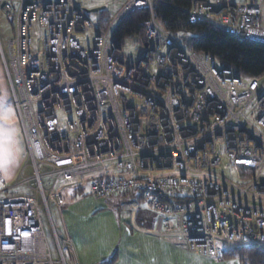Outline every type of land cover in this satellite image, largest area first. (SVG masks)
Segmentation results:
<instances>
[{"label":"built area","instance_id":"obj_1","mask_svg":"<svg viewBox=\"0 0 264 264\" xmlns=\"http://www.w3.org/2000/svg\"><path fill=\"white\" fill-rule=\"evenodd\" d=\"M119 1L103 7L99 30L73 0H0L14 25L0 63L39 196L6 198L0 188V264H79L70 239L55 233L48 204L59 212L85 195H137L159 228L135 230L200 257L264 249V77L245 80L186 51L155 21L157 0ZM191 2L190 22L264 44V0ZM135 11L150 16L131 62L112 31ZM37 19L47 35L35 50L29 32ZM59 113L75 119L64 125ZM222 155L235 181L217 172Z\"/></svg>","mask_w":264,"mask_h":264},{"label":"crops","instance_id":"obj_2","mask_svg":"<svg viewBox=\"0 0 264 264\" xmlns=\"http://www.w3.org/2000/svg\"><path fill=\"white\" fill-rule=\"evenodd\" d=\"M8 98H11L10 92L0 70V141L6 136L0 155V185H6L7 191L25 160L22 133L20 131V140L15 128L6 120L8 111L4 109L8 108ZM85 197L76 196L73 203L63 207L66 210L57 212L59 233L53 227L63 239L65 236L70 239L79 264H228V259L200 257L135 230L136 226L144 230L158 229L159 219L144 208L138 209L134 195L101 199H117V206L111 212L79 206ZM113 256L116 257L114 260Z\"/></svg>","mask_w":264,"mask_h":264},{"label":"trees","instance_id":"obj_3","mask_svg":"<svg viewBox=\"0 0 264 264\" xmlns=\"http://www.w3.org/2000/svg\"><path fill=\"white\" fill-rule=\"evenodd\" d=\"M191 3V0H157L152 5V14L157 24L176 36L186 51L210 55L222 69L242 79L264 77V44L242 41L227 35L215 23L190 22L188 11ZM93 15L97 28L103 30L107 24V15L103 12ZM149 16L145 11L132 12L115 26L113 38L120 46L132 38L143 46L145 37L140 24L147 21ZM178 34L184 36L179 37ZM135 200L140 202L137 195ZM115 258L113 256L112 260ZM223 258L237 259L240 264H264V249L236 248L225 253Z\"/></svg>","mask_w":264,"mask_h":264},{"label":"rangeland","instance_id":"obj_4","mask_svg":"<svg viewBox=\"0 0 264 264\" xmlns=\"http://www.w3.org/2000/svg\"><path fill=\"white\" fill-rule=\"evenodd\" d=\"M73 2L77 7H80L82 9H84L85 11H91L93 9L101 8L104 6H107L109 9H111L112 3H114V2L118 3V4L120 3L119 0H73ZM89 16H90V20L95 23L94 15L89 14ZM46 35H47L46 29L42 28L39 25V21L37 19L36 22L34 23V25L31 27L30 32H29V36L32 40L33 47L35 48V50L39 49L40 41L43 40L46 37ZM178 36L180 37V36H184V35L178 34ZM186 36H190V35H186ZM13 37H14V25L12 22V17H6V16L0 14V46L4 52H6L7 41L11 40ZM92 38H93V36L91 33H87V34H85V36H81V39L85 40V43H86L85 46L87 48L91 47ZM142 47L143 46L140 43H138V41L134 38L127 40L123 46L126 59H128V61L133 62L137 57H139L141 55ZM0 65H1V63H0ZM2 69L0 67L1 78L4 76L2 73ZM4 82H5L6 87H8L5 78H4ZM7 105H8V108L4 109V110L8 111L6 120L9 121V123L12 125V127L15 128L17 136L21 140L22 138L20 137V129H19L20 125L18 123L17 112L13 106V103L11 102V98L10 99L8 98ZM58 116H59V119L61 121H63L64 125H65L66 119H75L74 114H61V113H59ZM13 136L14 135L12 134L10 137H12V139H13ZM5 141H6V136L4 135L3 141H0V155H1V150L3 147V143ZM23 144H25V143H23ZM217 172L220 173L221 175H223L228 180H231V181L236 180L235 172L229 166V163H228L227 159L224 157V155H222V167L219 170H217ZM40 173L42 175H44L46 173V170L43 168H40ZM33 176L34 175H33V169L31 167V164L25 158L24 162L22 163V169H21L20 173L9 184V185H11L10 186L11 189L6 191V193H4L2 196L6 197V198L7 197H13V196H34V197L39 198L37 192L35 191L36 181L33 178ZM26 181H28V183H26ZM42 184H43L45 191H49V189L51 187V180L47 177H43ZM4 187H7V186L5 185ZM4 187H1V185H0L1 190H6ZM85 196H87V195H85ZM134 203L137 204L138 209L144 208V207L140 206V202L135 201V199H134ZM48 205H49V211H50V221L52 222L53 227L59 233L60 228H59V218H58V214H57L58 211L55 209L53 203H49ZM79 206H81L83 208L98 207V208H103V209L107 210L106 212H111L112 208L117 206V199L101 200V199H96V198L91 197V196H87L80 203ZM61 210H66V209L62 208ZM41 216H42V220H43L47 244H48L49 249L51 251L53 260L58 261L59 256L57 254V249H56V244L54 241V236L52 233V228L49 224V218H48L43 206H42ZM100 223L103 224L104 221H100ZM58 233H57L58 237L60 239H63ZM247 249H249V248H247ZM226 261H228L227 262L228 264H238L237 259H228Z\"/></svg>","mask_w":264,"mask_h":264},{"label":"water","instance_id":"obj_5","mask_svg":"<svg viewBox=\"0 0 264 264\" xmlns=\"http://www.w3.org/2000/svg\"><path fill=\"white\" fill-rule=\"evenodd\" d=\"M103 9V7L101 8H96V9H93L91 11H86L88 14H94V13H98V12H101Z\"/></svg>","mask_w":264,"mask_h":264}]
</instances>
